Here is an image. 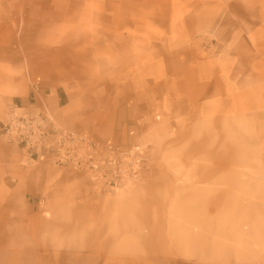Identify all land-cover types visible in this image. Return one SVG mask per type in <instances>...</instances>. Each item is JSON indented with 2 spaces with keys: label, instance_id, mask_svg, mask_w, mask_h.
<instances>
[{
  "label": "rangeland",
  "instance_id": "obj_1",
  "mask_svg": "<svg viewBox=\"0 0 264 264\" xmlns=\"http://www.w3.org/2000/svg\"><path fill=\"white\" fill-rule=\"evenodd\" d=\"M257 38L264 0H0V122L58 87L62 128L126 154L112 187L0 136V264H264Z\"/></svg>",
  "mask_w": 264,
  "mask_h": 264
},
{
  "label": "built area",
  "instance_id": "obj_2",
  "mask_svg": "<svg viewBox=\"0 0 264 264\" xmlns=\"http://www.w3.org/2000/svg\"><path fill=\"white\" fill-rule=\"evenodd\" d=\"M35 96L36 94L34 98ZM17 109L20 108L13 109L0 122V136L19 146L28 163L46 160L61 168L86 170L92 172L97 180L112 187L117 186L119 180L122 182L123 175L121 177L113 173H103L102 168L116 169L119 160L126 156L124 152L103 150L86 136L62 128L47 111L18 112ZM130 158L133 167L127 176L135 177L142 161L137 155H131Z\"/></svg>",
  "mask_w": 264,
  "mask_h": 264
},
{
  "label": "crops",
  "instance_id": "obj_3",
  "mask_svg": "<svg viewBox=\"0 0 264 264\" xmlns=\"http://www.w3.org/2000/svg\"><path fill=\"white\" fill-rule=\"evenodd\" d=\"M257 40L264 41V39H259V38H257ZM13 88L14 86L12 85L11 81L6 82L3 86H1L0 94L10 97L13 93ZM57 88L58 87L56 88L50 87L49 88L50 91L45 89V90H38L39 92L38 91L35 92L36 90H33V95L36 94V96L34 98L35 101L32 104L30 103V105L29 102H30L31 92L30 90H28L25 96L21 100L22 107H28V108L33 107L35 109H43V111H47L50 114H52L56 118V120H57L56 115L65 116L64 114L67 110L65 105L61 104L60 88L58 89ZM53 89H55V91H53ZM62 92L66 95V92L64 90ZM70 114L79 115L80 112H72ZM77 127L80 129V131L83 130L86 132H90L89 128L87 126L85 127L83 124L81 126L78 125ZM127 142H131V140ZM18 148L21 150L19 146Z\"/></svg>",
  "mask_w": 264,
  "mask_h": 264
}]
</instances>
